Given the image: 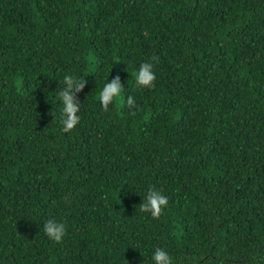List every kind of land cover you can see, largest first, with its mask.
<instances>
[{"label": "trees", "instance_id": "16d2710c", "mask_svg": "<svg viewBox=\"0 0 264 264\" xmlns=\"http://www.w3.org/2000/svg\"><path fill=\"white\" fill-rule=\"evenodd\" d=\"M144 62L153 88L136 87ZM65 75L86 81L68 133ZM116 76L136 109L102 108ZM152 187L159 218L140 211ZM157 248L264 264V0H0V264H155Z\"/></svg>", "mask_w": 264, "mask_h": 264}, {"label": "clouds", "instance_id": "9594fccd", "mask_svg": "<svg viewBox=\"0 0 264 264\" xmlns=\"http://www.w3.org/2000/svg\"><path fill=\"white\" fill-rule=\"evenodd\" d=\"M156 59L155 57L153 58ZM153 63L144 62L135 72V83L137 88H153L156 80V75L153 72ZM86 81L82 78H77L73 75H65L63 78L64 87L59 92V97L62 102L61 119L62 131L65 133L71 132L80 121L78 112L80 111V103L76 98V93L80 92ZM123 85L120 82V77L116 76L111 81L107 82L99 92L98 99L102 108L107 111L110 104H115L117 108L128 106L130 109L138 107L133 96H128L125 100L122 95ZM135 115L133 111L131 113ZM67 200V197H65ZM169 203L168 197L161 190L152 187L148 190L142 203H140V211L150 213L153 218H159L164 209ZM44 232L50 240L56 243L62 242L66 235L65 224L49 219L44 223ZM155 264H173L172 257L162 248H157L153 254Z\"/></svg>", "mask_w": 264, "mask_h": 264}]
</instances>
